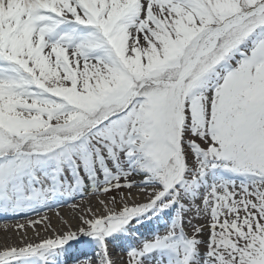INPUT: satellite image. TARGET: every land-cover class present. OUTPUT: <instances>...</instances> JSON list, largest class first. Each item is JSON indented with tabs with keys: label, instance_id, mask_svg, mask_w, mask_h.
<instances>
[{
	"label": "snow or ice",
	"instance_id": "obj_1",
	"mask_svg": "<svg viewBox=\"0 0 264 264\" xmlns=\"http://www.w3.org/2000/svg\"><path fill=\"white\" fill-rule=\"evenodd\" d=\"M32 215L0 264H264V0H0V217Z\"/></svg>",
	"mask_w": 264,
	"mask_h": 264
},
{
	"label": "bare ground",
	"instance_id": "obj_2",
	"mask_svg": "<svg viewBox=\"0 0 264 264\" xmlns=\"http://www.w3.org/2000/svg\"><path fill=\"white\" fill-rule=\"evenodd\" d=\"M97 193L98 192L90 191L89 194L86 195L83 200L77 199L75 200L76 202L72 201V203L79 204L81 205V207L86 205H91L92 209H94V207H96L97 204H100L99 203L100 199L96 198L90 201L89 198L91 195H95ZM57 213H59V215H57ZM44 214H46L51 219L53 227H55L58 230H60L61 228L67 230L64 227L65 222L71 225L73 231L76 230V228L79 226V224H77L74 220L75 211L69 205L54 207L50 210H46V213H42V215ZM28 218L37 219L35 215H32L30 217H0V248L4 247L5 245H19L21 239L13 236H15L18 233H22V235H24V233L22 231L18 232L15 226L17 224L26 223V220ZM54 220L61 222L62 226L57 225L58 222ZM28 231L34 233V235L36 236L35 232L31 228H28ZM39 231L41 232L42 230L39 229ZM39 239H41V237ZM81 250L83 252L89 251L83 246H81ZM119 252H121V250L119 249H114L113 252L114 257H116L118 261L120 257V255L118 254Z\"/></svg>",
	"mask_w": 264,
	"mask_h": 264
},
{
	"label": "rangeland",
	"instance_id": "obj_3",
	"mask_svg": "<svg viewBox=\"0 0 264 264\" xmlns=\"http://www.w3.org/2000/svg\"><path fill=\"white\" fill-rule=\"evenodd\" d=\"M133 192L134 193H136L137 192V190L136 189H133ZM114 195H116V193L115 192H109V193H107V194H105V193H103V192H98L97 194H95V195H91L90 196V198H89V200L91 201V200H93V199H100V200H104V201H108V199L111 197V196H114ZM140 199H143V197H139ZM76 202V201H75ZM93 210H97V211H100L101 213L103 212V207H102V205L101 204H97L96 205V207H94V209ZM78 216H79V213L78 212H75V217H74V220H75V222L77 223V224H79L80 222H79V219H78ZM54 221H56V220H54ZM56 222H58L57 223V225H60V226H62V223L61 222H59V221H56ZM38 231H39V229H37ZM60 230H65V229H60ZM48 235H50V233H48V232H44V231H41L40 232V236H39V238L41 237H44V236H48ZM23 235H22V233H18V234H16L15 236H13V237H16V238H20L21 239V237H22ZM27 237L29 238V240H33V241H36V240H38L39 238H38V236H35L34 235V233H32V232H30V231H28V229H27ZM14 242V241H13ZM12 242V243H13ZM3 248V247H2ZM2 248H0V250H2ZM120 256L122 255V253H118Z\"/></svg>",
	"mask_w": 264,
	"mask_h": 264
}]
</instances>
